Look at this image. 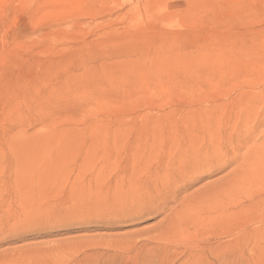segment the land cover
<instances>
[{
    "label": "rangeland",
    "instance_id": "obj_1",
    "mask_svg": "<svg viewBox=\"0 0 264 264\" xmlns=\"http://www.w3.org/2000/svg\"><path fill=\"white\" fill-rule=\"evenodd\" d=\"M179 141L201 165L175 182L173 213L98 209L74 190L107 159H178ZM27 178L45 201L3 220L0 264H119L113 245L171 229L174 245L202 246L218 195L240 228L264 220V0H0L1 215Z\"/></svg>",
    "mask_w": 264,
    "mask_h": 264
},
{
    "label": "bare ground",
    "instance_id": "obj_2",
    "mask_svg": "<svg viewBox=\"0 0 264 264\" xmlns=\"http://www.w3.org/2000/svg\"><path fill=\"white\" fill-rule=\"evenodd\" d=\"M178 143L179 144L175 145V148L172 150L175 155L179 156V158L175 160L169 161L167 158L152 165H150V163H143L139 159L119 160V162L118 160H116L117 162H113L110 159L104 160L102 164L100 163L95 165L93 169L91 168L89 177H79L78 182H73L75 185L74 190H76L77 195L80 197H89L88 199L94 198L93 201L96 198L98 201L102 199V202H97L96 200L98 206H95L98 209H100L99 203L101 204L100 206H102L101 209H103L105 206L107 208L110 207L109 202H115L119 207L127 208V210L133 212L141 209L155 210L156 207H161L163 209H169L173 213L175 209H171L170 203L175 200L173 193L180 186L175 182L183 179L188 170L197 169L201 165L200 163L194 164L189 159L192 153L198 150L195 145L185 146L180 144V141ZM206 160L208 162L211 161L208 156H206L203 161ZM83 169L86 171L85 167ZM87 172H89V169ZM187 180L192 181L190 177H188ZM184 186H189V184ZM41 188H43L42 183L40 181L37 182V180L33 178L20 180L16 183L15 195L18 200L17 206L19 207L22 205L21 211L18 212L19 209L16 210L18 207L16 209L13 207L12 210L7 213L0 214V225L4 224L3 220L20 216L21 213L24 215L29 214L28 209L39 194L40 200L45 201L43 196H41ZM44 189L43 192L45 191ZM43 195L45 196V193ZM170 195H172V198L166 197ZM10 197L3 200H14L12 195ZM205 201L206 204L203 205V210L210 214L205 215L202 219L204 224L203 228L206 229L208 233L207 237L201 240L203 242L202 246L193 247L187 243L174 245L170 235L173 231V229H171L170 231H166L161 237H150L143 242L126 244L124 251L118 249V245H113L117 248L113 249V251L116 252L115 256H120V259L115 261L119 264H239L237 260L241 258V252L246 254L250 260L256 257H264L263 219L258 221L253 215L252 218L249 219V225L240 228L236 222L238 217V205L235 201L227 208L222 206L221 195L206 199ZM94 202L92 203L93 205ZM85 204L89 206L88 203L85 202ZM3 205L5 207L7 206L5 203H3ZM3 205H0V208H3ZM91 205L90 207H92ZM22 207L25 213L22 212ZM186 207L189 206L186 205L182 207V209ZM159 209L160 208H158L156 212H158ZM91 210L92 209H90V211ZM149 214H153V212H149ZM184 214L185 218L188 219L191 210L187 209ZM104 219H106V221H103V223L107 222L105 223L108 225L107 227L116 220ZM117 222H119V219ZM227 222L230 223L229 226H227ZM97 225V227L100 228L104 224L102 225L100 222V224L98 223ZM92 246L94 247L95 245ZM100 250H103V248L84 250L82 252L84 259H88L91 256L93 258L96 257V253ZM246 250L248 252H246ZM16 263L31 264V257H28L22 263L19 261H16Z\"/></svg>",
    "mask_w": 264,
    "mask_h": 264
}]
</instances>
